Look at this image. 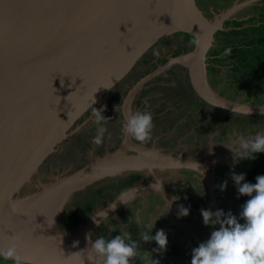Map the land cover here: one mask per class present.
I'll list each match as a JSON object with an SVG mask.
<instances>
[{"label":"water","instance_id":"water-1","mask_svg":"<svg viewBox=\"0 0 264 264\" xmlns=\"http://www.w3.org/2000/svg\"><path fill=\"white\" fill-rule=\"evenodd\" d=\"M220 24L209 22L194 0H0V249L7 248L15 235L18 251L28 263L100 264L89 237L96 219L85 225L87 240L80 243L83 229L67 235L50 231L54 211L75 189L104 171L126 165L151 170L164 162L162 152L133 143L127 135L132 150L106 152L33 193L11 195L57 141L84 122L70 125L165 32L192 35L193 50L171 57L140 78L129 94L177 61L188 68L193 90L206 103L244 113L264 112V102H235L197 79ZM180 156L175 165L195 164L183 163ZM82 173L94 175L78 181Z\"/></svg>","mask_w":264,"mask_h":264},{"label":"rangeland","instance_id":"rangeland-1","mask_svg":"<svg viewBox=\"0 0 264 264\" xmlns=\"http://www.w3.org/2000/svg\"><path fill=\"white\" fill-rule=\"evenodd\" d=\"M197 1L204 6L197 4L209 22L222 19L221 26L213 33V47H218L217 44L225 39L221 30L226 29L232 18L240 21V18L253 17L255 9L251 10V6L260 0H224L225 6L219 4L218 0ZM255 16L253 20H243L242 25L258 24L260 18L257 13ZM259 28L260 32H264L263 26ZM194 45L192 37L178 30L165 32L149 44L136 57L130 69L97 102L91 104L70 128L82 121L84 124L68 137L57 141L58 145L50 152L51 155L26 175L11 196L33 193L42 185L53 182L54 178L64 177L106 152L132 150L127 143V135L122 132L124 116L129 112L149 111L153 124L161 127H153L150 138L145 142H138L131 136L129 139L162 152L164 162L150 166L151 170L126 165L104 171L92 182L85 183L67 196L66 201L53 213L50 231L74 234L94 217L96 221L89 231L91 240L98 236L111 238L125 230L133 240L138 241V254L133 258V263L190 264L191 250L205 240L214 227L203 223L200 210L223 209L225 212L231 210L233 214H238L240 210L241 203L230 173H246L256 158L239 159L235 155L241 151L239 137L248 138L257 132H264V112L247 114L198 101L188 68L177 61L129 94L136 82L157 65H164L165 60L190 52ZM255 66L258 67L257 64ZM225 73L227 71L224 70L213 72L205 66L197 79L202 86L208 85L212 92H218L235 102L253 105L264 102V77L256 78L250 85L247 83L249 89L253 85L249 91L246 87L238 88L233 83H227L229 77ZM95 107L98 110L103 108L102 115L105 117L100 121L106 131L99 145L93 143L98 127L93 115ZM161 128L163 130H159ZM179 156L183 163L193 161L196 165H175ZM130 174L137 176L129 187L120 186L113 190L111 185L108 186ZM225 180L227 187L221 191L219 185ZM120 195L118 203L107 211L106 207ZM172 197L178 199L172 201L169 208L168 200ZM86 203H93L87 217L73 227H66L64 218L69 210ZM179 205L190 207L187 216L178 217ZM158 229H163L168 235L164 251H153L158 248L155 241L144 242L139 238L142 231H152L154 235Z\"/></svg>","mask_w":264,"mask_h":264},{"label":"clouds","instance_id":"clouds-1","mask_svg":"<svg viewBox=\"0 0 264 264\" xmlns=\"http://www.w3.org/2000/svg\"><path fill=\"white\" fill-rule=\"evenodd\" d=\"M219 20L222 21L221 18L217 21ZM212 43L213 36L208 51L213 47ZM102 112L103 108L98 110L96 107L93 111L98 125L93 143L97 145L103 142L106 131L100 124L105 118ZM152 128L153 117L149 111L129 112L124 116L122 132L138 142L148 140ZM238 142L241 151L235 155L239 159H255L257 153H264V132H257L248 138L241 136ZM230 176L236 188L237 198L246 199L241 204L238 214H233L231 210L225 212L223 209L200 210L203 223L214 227L208 237L191 250L190 264H264V174L257 175L255 182L246 180L245 173L233 171ZM226 187L227 180L219 185L221 191ZM176 199L178 198L172 197L168 200L169 208L171 202ZM189 211L190 207L179 205L178 217L187 216ZM139 238L144 242L155 241L158 248L153 251H164L168 244V235L163 229L156 230L154 235L152 231H142ZM90 244L92 251L101 258L100 264H133V258L138 254V241L133 240L130 233L125 230L111 238L98 236L90 240ZM18 248L19 237L13 235L8 247L0 249V264H28L20 255Z\"/></svg>","mask_w":264,"mask_h":264},{"label":"crops","instance_id":"crops-1","mask_svg":"<svg viewBox=\"0 0 264 264\" xmlns=\"http://www.w3.org/2000/svg\"><path fill=\"white\" fill-rule=\"evenodd\" d=\"M232 27L233 26L230 27L232 29L230 33H228L226 29L222 31L225 39L217 44L219 45L218 47L210 48L209 51H211V54H208L206 67L212 69L213 72L227 71V73H225V75L229 77L226 79L227 83H233L238 88L246 87L249 89L250 83L254 82L256 78L264 77V73H254L256 61L252 57H248L243 61L239 58L240 53L234 52L235 49L243 50L244 31L240 29L233 30L234 27ZM257 36L258 38L261 37L260 35L255 34L251 36V39H254ZM230 46H233L232 50L229 49ZM247 83H249V85ZM252 88L253 85L251 84L249 91ZM248 100L249 99H247V101Z\"/></svg>","mask_w":264,"mask_h":264},{"label":"trees","instance_id":"trees-1","mask_svg":"<svg viewBox=\"0 0 264 264\" xmlns=\"http://www.w3.org/2000/svg\"><path fill=\"white\" fill-rule=\"evenodd\" d=\"M256 30H259L255 28ZM264 35V33H263ZM192 37L191 35H189ZM193 39V37H192ZM264 37H261L258 41L259 46L255 45L252 48L249 49H238L234 52L240 53L239 58L243 61L246 60L248 57H252L255 61L258 67L254 66L255 71L254 73L263 72L264 73V45H262V42L264 40ZM259 63V64H258ZM255 64V65H256ZM260 65V66H259ZM199 100L202 101V99L199 97ZM95 103V102H94ZM93 104V103H92ZM51 153H46L34 166L36 168L44 159L45 157H49ZM62 154H60L61 156ZM31 171H33V169ZM30 173V172H29ZM246 180L250 182H255V177L260 174H264V153H257L256 159L252 163V165L249 167V169L246 171ZM137 176V175H136ZM133 174L128 175L126 178H122L121 180L117 181L114 185L111 183L108 186H110L113 190H116V187L120 186H128L130 185L136 178ZM114 186V187H113ZM246 199V197H240L238 198L239 202L242 204L243 201ZM93 206V203H86L85 205H79L75 208L69 210L67 216L64 218V224L66 227H73L77 225L79 222L83 221L87 215L89 214L91 208ZM31 264V263H28Z\"/></svg>","mask_w":264,"mask_h":264},{"label":"flooded vegetation","instance_id":"flooded-vegetation-1","mask_svg":"<svg viewBox=\"0 0 264 264\" xmlns=\"http://www.w3.org/2000/svg\"><path fill=\"white\" fill-rule=\"evenodd\" d=\"M226 1H229V0H226ZM226 1H224V0H218L217 2L219 3V4H221L222 6L224 5V3L226 2ZM196 3L198 4V6L199 5H202V4H200V2L198 3V1L196 0ZM214 4H216V2H213ZM225 6V5H224ZM254 6V7H253ZM201 7H203L204 8V6L202 5ZM252 8H254L255 9V11H253L254 13L252 14V15H254L253 17H251V15L249 16V17H244V18H240V21H238V19L237 18H232V17H230V18H232V20H231V23L226 27V31L228 32V33H230V31L232 30L230 27L231 26H233L232 28H233V30L234 29H240V30H243L244 31V36H243V49H249V48H252L253 46H255V45H257V46H259V44H258V41H259V39L261 38V37H264V35H263V33L264 32H260L259 30H256L255 28H257V29H260L259 27H261V26H263V28H264V0H260L259 2H257L256 3V5L255 4H253L252 6H251V10H252ZM255 13H257V16L260 18L259 19V23L258 24H253V25H242L245 21H243V20H248V19H251V20H253V18L255 19ZM231 25V26H230ZM230 26V27H229ZM225 33V32H224ZM255 34H257V35H260L261 37L260 38H258V36L256 37V38H254V39H251V36L252 35H255ZM230 35V34H229ZM248 42H251V43H248ZM263 43V45H264V41L262 42ZM232 48H233V46H230L229 47V49H231L232 50ZM166 61H168V60H165L164 61V63L166 62ZM163 63V64H164ZM159 65H157L154 69H156L157 67H158ZM183 70H180V72H182ZM155 77H157L156 75L155 76H153V78L152 79H154ZM107 92V91H106ZM105 92V93H106ZM104 93V94H105ZM103 94V95H104ZM103 95H101V97L103 96ZM196 95H197V93H196ZM100 97V98H101ZM196 98H197V100L198 101H200L199 100V96L197 95L196 96ZM144 99L145 98H143V100H142V102L144 101ZM97 102V101H96ZM141 102V103H142ZM200 102H202V103H204V104H208V103H206L205 101H200ZM141 103H140V106H141ZM208 105H210V104H208ZM211 106V105H210ZM141 109H142V107H141ZM76 121V120H75ZM154 126V129H158L159 127H161L159 124L157 125L156 123L155 124H153ZM71 126V125H70ZM159 130H163V128H161V129H159ZM59 141H61V140H59ZM58 141V142H59ZM58 142L55 144V146L56 145H58ZM53 151V150H52ZM134 176H136L137 174H133ZM128 176V175H127ZM127 176H125L124 178H126ZM139 177V176H138ZM132 184V183H131ZM130 184V185H131ZM130 185H128V186H125V187H129Z\"/></svg>","mask_w":264,"mask_h":264},{"label":"bare ground","instance_id":"bare-ground-1","mask_svg":"<svg viewBox=\"0 0 264 264\" xmlns=\"http://www.w3.org/2000/svg\"><path fill=\"white\" fill-rule=\"evenodd\" d=\"M218 22V24L221 22L220 20L219 21H217ZM205 85V84H204ZM221 91V90H220ZM228 96V95H227ZM235 100V99H234ZM113 166H115V164H113ZM95 170H99V172H101V170H102V168H94ZM113 169V168H112ZM86 173V172H85ZM94 174H84V173H82L81 175H80V177H79V179H78V181H85L86 179H90L91 178V176H93ZM49 206H51V204H48ZM38 215L39 214H37V217H38ZM32 217H29L27 220L28 221H30V219H31ZM83 230H81V232L80 233H82V234H80L79 236H78V241L80 242V243H82V242H84V240H87L86 239V236L83 234L85 231H86V229H87V226H85V227H83L82 228Z\"/></svg>","mask_w":264,"mask_h":264}]
</instances>
